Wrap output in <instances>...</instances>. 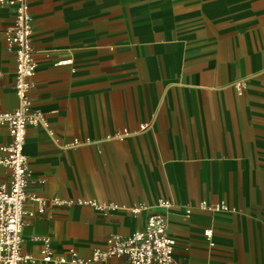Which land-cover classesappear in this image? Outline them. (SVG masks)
<instances>
[{
	"label": "crops",
	"instance_id": "1",
	"mask_svg": "<svg viewBox=\"0 0 264 264\" xmlns=\"http://www.w3.org/2000/svg\"><path fill=\"white\" fill-rule=\"evenodd\" d=\"M29 1L33 108L47 126H27L28 191L116 206L49 204L38 214L27 201L22 249L33 264H53L42 260L44 237L56 254L88 258L156 211L179 264H264V0ZM14 20L0 6L3 110L18 105L5 41ZM10 140L0 126V147ZM9 177L0 165V182Z\"/></svg>",
	"mask_w": 264,
	"mask_h": 264
},
{
	"label": "built area",
	"instance_id": "2",
	"mask_svg": "<svg viewBox=\"0 0 264 264\" xmlns=\"http://www.w3.org/2000/svg\"><path fill=\"white\" fill-rule=\"evenodd\" d=\"M0 6H10L15 11L14 23L5 32V41L9 48L13 47L16 54L14 88L18 97L16 108L11 110L0 108V126H6L11 136L10 142L0 147L3 153L0 165L10 170L9 179L0 182V264H33L36 258L31 254H25L22 249V229L25 223L24 216L27 214V201L30 200L37 205L38 214H43L49 204L53 206L80 204L91 206L98 211L114 209L116 206L101 204L91 199L47 198L28 191L31 171L24 153L27 126L29 124L47 126L45 114L33 108L32 89L37 69L33 45V14L29 0H0ZM146 128L147 124L141 126V130ZM127 133L124 132L125 135ZM173 205V201L167 199H160L157 202V206L165 210ZM201 207L212 212L228 209L225 202L217 204L203 202ZM148 208L147 204L142 203L132 210L140 213ZM186 213L189 214L190 210L187 209ZM168 228L169 221L164 212H151L142 229L134 231L129 236L108 237L105 244L96 247L88 258L81 257L75 248L56 254L51 248L50 238L44 237L42 260L53 264H92L116 258L123 259V264H179L174 257L176 242L169 234ZM211 234L212 230H208V235Z\"/></svg>",
	"mask_w": 264,
	"mask_h": 264
}]
</instances>
